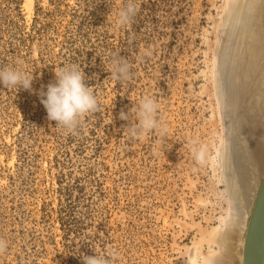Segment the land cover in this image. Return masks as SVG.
Wrapping results in <instances>:
<instances>
[{"label":"rangeland","instance_id":"rangeland-1","mask_svg":"<svg viewBox=\"0 0 264 264\" xmlns=\"http://www.w3.org/2000/svg\"><path fill=\"white\" fill-rule=\"evenodd\" d=\"M127 2L0 0V68L34 77L31 90L0 85V264H83L110 250L114 264H241L264 179V0H135L118 27ZM114 54L129 80L110 77ZM71 64L100 105L76 133L49 121L39 96ZM144 97L158 102L163 143L124 129L120 113ZM239 129L256 151L243 213L229 182L240 188L228 160Z\"/></svg>","mask_w":264,"mask_h":264},{"label":"clouds","instance_id":"clouds-1","mask_svg":"<svg viewBox=\"0 0 264 264\" xmlns=\"http://www.w3.org/2000/svg\"><path fill=\"white\" fill-rule=\"evenodd\" d=\"M137 13L135 0H128L116 17V25L125 27L129 25ZM144 56H150L151 52L145 50ZM110 77L116 81H127L131 78L130 65L119 54H114L110 61ZM85 73L76 64L65 65L55 71V81L47 85L46 91H41V103L46 109L49 121H55L57 127H61L69 133H76L81 120L89 113L99 110V101L91 87L85 82ZM32 73L12 68H0V85L5 88L32 89ZM159 105L152 97L142 98L137 106H133L128 113L121 112L120 119L129 121L124 128L131 139H143L148 134H158L163 143L167 128L158 117ZM191 153L197 164L207 162V147L197 146L195 140L191 141ZM8 245L0 239V253L6 251ZM83 264H114L118 252L110 250L106 254L95 253L93 256L80 255Z\"/></svg>","mask_w":264,"mask_h":264},{"label":"water","instance_id":"water-1","mask_svg":"<svg viewBox=\"0 0 264 264\" xmlns=\"http://www.w3.org/2000/svg\"><path fill=\"white\" fill-rule=\"evenodd\" d=\"M225 89H229V84L226 83ZM233 137L235 138L233 141L237 140L240 143L238 152L241 169L246 171L256 161L254 138L248 131L242 129L237 130ZM246 233L244 264H264V179L257 193Z\"/></svg>","mask_w":264,"mask_h":264},{"label":"bare ground","instance_id":"bare-ground-1","mask_svg":"<svg viewBox=\"0 0 264 264\" xmlns=\"http://www.w3.org/2000/svg\"><path fill=\"white\" fill-rule=\"evenodd\" d=\"M26 4L29 7V9H32L33 8V5H34V0H26ZM253 35H252V38L251 39L254 38ZM251 41H253V40H251ZM251 41H250V44L249 45L250 46H253L254 43L251 42ZM249 48L251 49V51L253 52V54H254V52H256V50L254 51V49H255L254 47H249ZM255 54H257L258 56H260L259 58H262L263 53L261 51L258 50ZM229 95H230V93H229ZM231 137H230L229 142H228L229 143V146H230V149H231V154H230L228 160L231 162L230 165L232 167L231 176L232 177H233V175L235 176L236 185L240 187V188H238L239 190L238 189L236 190L235 189L236 187H234V189H233V187H232V184L233 183H231V181H232L231 178H230L231 180L229 182H230V187L232 188V191H233V195L235 196V198L238 196V198L236 199V203H237V207H238V212L239 213H243L246 198L243 199V197H242L243 195L242 194L243 193H246L247 196H249L250 191L252 189V185H251V178L252 177H251V174L248 171L249 168L246 171H244V170L241 169V161H240L239 152H238V150H239L238 148H240V143L237 140L236 141H233V139H235V138L234 137L231 138ZM226 160H227V158H226ZM234 172H235V174H234ZM234 192H236V193L234 194ZM253 207H254V205H253ZM252 211H253V209H252ZM251 214H252V212H251ZM251 214H250L249 220L247 221L246 232H247V229H248V225H249V221H250V218H251ZM240 220H241V216H239V221ZM246 234H245V236L243 238V241H242V247L243 248L241 250L242 251L241 257L238 258L241 264H244V262H245L244 261V258H245Z\"/></svg>","mask_w":264,"mask_h":264}]
</instances>
